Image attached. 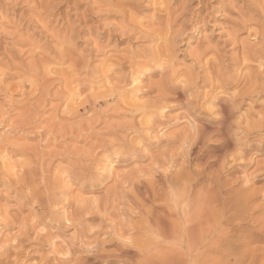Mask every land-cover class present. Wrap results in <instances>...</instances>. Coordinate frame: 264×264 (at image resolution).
Instances as JSON below:
<instances>
[{
  "label": "clouds",
  "instance_id": "1",
  "mask_svg": "<svg viewBox=\"0 0 264 264\" xmlns=\"http://www.w3.org/2000/svg\"><path fill=\"white\" fill-rule=\"evenodd\" d=\"M0 264H264V0H0Z\"/></svg>",
  "mask_w": 264,
  "mask_h": 264
}]
</instances>
